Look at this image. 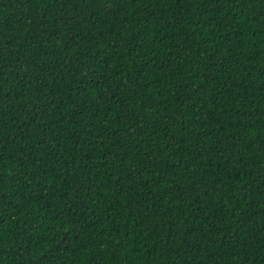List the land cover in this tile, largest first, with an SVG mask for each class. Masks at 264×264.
<instances>
[{
	"label": "trees",
	"instance_id": "obj_1",
	"mask_svg": "<svg viewBox=\"0 0 264 264\" xmlns=\"http://www.w3.org/2000/svg\"><path fill=\"white\" fill-rule=\"evenodd\" d=\"M0 264H264V0H0Z\"/></svg>",
	"mask_w": 264,
	"mask_h": 264
}]
</instances>
